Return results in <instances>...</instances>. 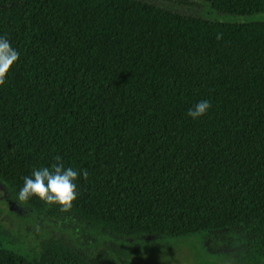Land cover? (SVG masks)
Instances as JSON below:
<instances>
[{"label":"trees","instance_id":"1","mask_svg":"<svg viewBox=\"0 0 264 264\" xmlns=\"http://www.w3.org/2000/svg\"><path fill=\"white\" fill-rule=\"evenodd\" d=\"M186 14L144 0H0L20 52L0 86V181L32 212L123 237L240 228L264 263V0H195ZM200 100L211 108L187 115ZM80 171L68 210L20 202L23 178ZM87 173V175H84ZM0 264H102L62 239L32 257L0 240ZM127 264H138L134 261Z\"/></svg>","mask_w":264,"mask_h":264},{"label":"rangeland","instance_id":"2","mask_svg":"<svg viewBox=\"0 0 264 264\" xmlns=\"http://www.w3.org/2000/svg\"><path fill=\"white\" fill-rule=\"evenodd\" d=\"M144 1L186 14L203 15L206 8L184 4L195 0ZM210 18L254 22L264 20V13L236 16L212 10ZM49 239H62L102 264H127L130 261L138 264H247L245 259L251 251L250 238L237 227L180 238L161 235L123 237L82 222L75 216L51 219L17 202L0 181V240L4 245L32 257L40 244Z\"/></svg>","mask_w":264,"mask_h":264},{"label":"clouds","instance_id":"3","mask_svg":"<svg viewBox=\"0 0 264 264\" xmlns=\"http://www.w3.org/2000/svg\"><path fill=\"white\" fill-rule=\"evenodd\" d=\"M19 57L20 52L6 36L0 35V86L6 83V77ZM210 108L208 100H200L188 109L187 115L197 120ZM55 161L51 166L34 169L23 178V185L17 193L18 201L27 202L35 197L47 204L59 205L62 210L72 207L79 195L77 181L81 173L71 166L66 167L60 157H56Z\"/></svg>","mask_w":264,"mask_h":264}]
</instances>
